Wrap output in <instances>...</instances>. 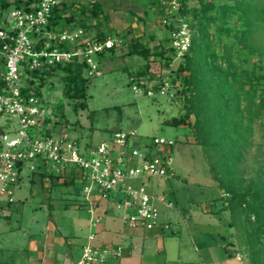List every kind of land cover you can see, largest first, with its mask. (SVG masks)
Segmentation results:
<instances>
[{"label": "trees", "instance_id": "16d2710c", "mask_svg": "<svg viewBox=\"0 0 264 264\" xmlns=\"http://www.w3.org/2000/svg\"><path fill=\"white\" fill-rule=\"evenodd\" d=\"M37 1L0 0V10L29 8ZM178 1L179 7L172 12L157 0L146 3L149 8H155L161 19L170 21L163 25L162 41L155 30L149 32L145 28V33L131 38V31L126 32L118 38L120 44L99 52L96 59L103 70L107 57L140 56L145 62L134 72L130 71L131 79L136 78L138 83L142 78L162 81L168 74L174 75L171 77L174 87L180 82L177 92L184 99V112L166 123L181 126L187 121L193 126L212 175L223 190V207L216 212H230L228 225L236 232L237 248L251 264H264V143L253 149L256 121L264 125V0H196L193 5L189 0ZM100 16L105 22L110 20L101 0H61L53 9L49 28L81 27L91 39L105 41L115 29L108 26L103 29V21L94 25L97 33L90 34L91 20ZM184 23L190 31L191 42L173 74L168 72L176 54L171 35ZM145 35L147 39L143 40ZM87 68V62L75 58L31 71L22 89L25 95L33 94L44 101L45 89H57L48 81L52 83V78L57 76L62 82V98L54 104L44 101L46 108L51 105L53 109L46 115L43 135L51 137L56 133L53 126H47L52 123V116H65V99L76 110L87 107L90 82L95 78L88 76ZM176 73L183 76L179 78ZM159 86L157 82L154 88ZM57 124L61 121L56 120ZM4 132L5 127L0 126V133ZM59 132L65 133V129ZM72 173L70 182L64 180L61 185L71 183L70 187L82 192L86 173L82 169H74ZM62 174L44 167L32 171L30 181H38L42 186L47 178L54 180ZM235 243L231 241L228 245Z\"/></svg>", "mask_w": 264, "mask_h": 264}, {"label": "rangeland", "instance_id": "374dc122", "mask_svg": "<svg viewBox=\"0 0 264 264\" xmlns=\"http://www.w3.org/2000/svg\"><path fill=\"white\" fill-rule=\"evenodd\" d=\"M80 1L85 2L87 0ZM101 1L108 9L110 20L105 22L102 16L92 19L90 22L92 25L91 35L97 33V28L94 25L98 21H103L102 28L113 27L115 30L112 32V36L117 39L130 31L129 38L134 35H142L146 28L149 32L155 30L158 39L163 40L165 29L162 19L155 12V8H149L146 5L150 2L152 4L154 0ZM189 1L191 5L196 3V0ZM188 32L190 36V31L188 30ZM119 39L118 44H120ZM146 39L147 36L145 35L143 40ZM181 61V56H175L168 72L170 70L174 74ZM144 62L142 57L135 55L125 58L119 55L107 57L103 62L102 76L95 77L90 82L89 93L91 97L87 107L76 110L65 99V116L62 118L52 116L51 126L56 131L55 135L61 129H65L71 138H76L81 145H84L86 142L98 143L102 139L109 140L110 136L119 130L134 129L139 135L136 139L142 142L147 143L153 137H163L167 141L174 140L175 144L170 154H172L176 175L169 177L143 176L142 181L135 180L136 183L139 180L138 185L144 184L151 195L170 194L171 199H167V204L171 203L170 206L172 207L167 208L165 205L159 204L160 220L165 213H168V217L172 220V228L165 229L168 232L163 238L170 253L179 252L183 258L194 261V264H204L200 254L206 262H216L217 260L213 264H251L248 257L237 248L234 236L236 232L228 225L231 219L230 212L227 210L219 214L214 213L223 207V190L218 187L219 183L212 175L203 146L195 138L193 126L187 124V121L181 126L166 123L168 119L180 116L184 112L182 109L184 99L177 92L181 88L180 82L176 83L175 87L170 88L168 93L154 97L137 95L132 89L133 82L129 73L130 71L134 72ZM176 75H179L180 78L183 73H176ZM48 82L51 86H57V89H45L43 98L47 103L54 104L62 98V82L57 76L52 78V83L51 81ZM49 106V110L52 111V106ZM56 120H60L61 124L55 125ZM191 121L194 122L195 118L192 117ZM0 126L18 128V123L15 120L10 121L0 116ZM12 137L14 136L12 135ZM254 142V150L260 143H264V125L259 120L256 121ZM42 168L44 166L38 169ZM72 172L71 169L64 168L61 177L54 180L47 178V182L45 181L42 187L38 181L30 182L31 169L29 166L25 168L23 178L15 190V202L11 205V208L15 209L12 226L17 228L16 233H23V230L26 229L29 233H34L36 238H39L45 235L51 224H79V220L71 216V213L74 214V211H77L76 213L81 214L80 219L83 227L77 229L76 234L83 239L84 235H89V233H85L87 210H74L73 208L66 210L62 207L69 199H82L84 196L82 192L77 194L76 188L70 187L71 183L61 185L64 180L70 182L71 176L74 175ZM79 184L82 185L80 180ZM112 195H116V192L113 191ZM118 196L120 194L116 197L118 198ZM104 200L110 205V213L107 214L106 219L112 220L114 218L119 225H122L121 217H124L126 213L124 208L119 205L118 200L116 202L113 199ZM9 211L8 208L6 214H9ZM178 211L179 213H177ZM209 225L211 226L209 227ZM209 228L214 233L213 235L207 233ZM172 229L176 230L174 234H171ZM199 238H203L206 242L217 238L222 242L223 247L220 245L210 250H203L200 248ZM231 241H234L235 244L228 245ZM224 245L230 246L228 248L231 249L232 255L228 256ZM148 251L151 250L148 249ZM236 251L241 253L240 259L243 260H237ZM227 256L230 258L228 259Z\"/></svg>", "mask_w": 264, "mask_h": 264}, {"label": "built area", "instance_id": "2783aa9c", "mask_svg": "<svg viewBox=\"0 0 264 264\" xmlns=\"http://www.w3.org/2000/svg\"><path fill=\"white\" fill-rule=\"evenodd\" d=\"M157 1L166 6L168 12L179 7L178 0ZM60 2L38 0L29 8L0 10V79L3 80L0 116L18 123V128L5 127L6 132L0 133V221L15 202V190L26 167L29 166L31 172L42 166L57 172L74 167L86 173L82 193L89 205L93 195L100 199L118 200L126 212L124 221L128 228L152 229L159 223V209L146 186L135 184V180L143 176L174 175L170 151L175 141L153 137L147 143L142 142L136 139L139 135L134 129L119 130L109 140L84 145L66 132L45 136L42 134L44 121L52 111L38 96L22 93L32 70L75 58L88 63V76H102L103 70L96 55L118 42L113 36L105 41L91 39L81 27L50 29L53 9ZM162 22L166 25L170 21L163 18ZM186 28L184 23L172 32L176 57H183L189 48L191 38ZM132 80V89L137 95L154 97L166 94L174 87L168 74L162 81L142 78L138 83L134 77ZM157 82L160 86L156 89ZM113 191L116 195H112ZM89 212L90 224L95 228L101 217L94 215L92 205ZM163 227L167 229L170 225L164 223ZM95 238L96 232L92 231L82 246L77 264H104L122 255V246L96 245L93 243ZM238 258H241L240 254Z\"/></svg>", "mask_w": 264, "mask_h": 264}, {"label": "crops", "instance_id": "0c3cea01", "mask_svg": "<svg viewBox=\"0 0 264 264\" xmlns=\"http://www.w3.org/2000/svg\"><path fill=\"white\" fill-rule=\"evenodd\" d=\"M69 169L73 171L76 168L69 167ZM174 175H176L175 167ZM139 180L142 181L143 178L141 177ZM139 180H137V183H139ZM137 183L135 182V184ZM77 194H81V192H77ZM152 196L159 209L160 220L159 204L165 205L167 208L172 207L167 204V199H171L170 194H153ZM84 200L85 196H83L82 199H69L62 207L66 210H72V208L74 210H87L85 233L90 234L92 231L96 232V238L93 241L94 244L123 247L120 257L111 258L104 264H194V261L192 262L189 258H183L179 252L174 253L173 251L170 253L167 248L163 238H165L164 236L168 231H165L163 224L168 223L170 225L168 229L172 228V220L168 217V213H165L160 222L152 229H130L127 227L124 217H121L122 225H119L114 218L112 220L106 219L107 214L110 213L109 202L100 199L97 195L91 197L92 203L90 205L89 201ZM91 205L94 207V215L101 217V222L98 224L99 226L95 228L90 224L91 213L89 212V207ZM14 210V208L10 207V213L6 214V217L0 221V225L1 223L4 225L0 226V264H77L82 254V246L89 236L84 235V240L81 236H77L76 234V230L83 227L81 224L82 220L80 219L81 214L76 213L77 211H74L76 214L71 213V216L75 217L74 219L79 220V224H51L44 236L36 238L34 233H29L26 229L23 230V233H16L17 228L12 226ZM177 213H179V211ZM214 213L219 214L216 211H214ZM62 218H64V216H62ZM210 226L211 225H209V227ZM175 231L176 230L172 229L171 234H174ZM207 231L209 235L214 234L211 232L210 228ZM219 231L216 232L220 233ZM199 242L201 243L200 248L203 250H210L220 245L223 247L222 242L217 238L207 242L203 238H199ZM148 249L152 252H149ZM228 249L229 250L226 251L228 256H230L232 255V251H230V248ZM236 254L238 255L241 253L236 251ZM237 255V260H243L239 259ZM228 256L227 258L229 259L230 257ZM200 258L204 264H213L217 262V260L216 262H206V260H203L201 254Z\"/></svg>", "mask_w": 264, "mask_h": 264}]
</instances>
